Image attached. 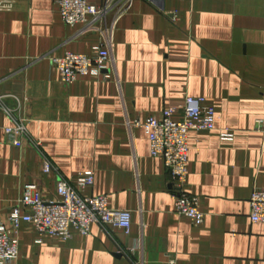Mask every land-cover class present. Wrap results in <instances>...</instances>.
I'll list each match as a JSON object with an SVG mask.
<instances>
[{"label": "crops", "instance_id": "1", "mask_svg": "<svg viewBox=\"0 0 264 264\" xmlns=\"http://www.w3.org/2000/svg\"><path fill=\"white\" fill-rule=\"evenodd\" d=\"M107 27L114 67L67 85L51 58L94 54L100 33L66 25L58 0L0 10V95L13 111L0 106V219L26 186L58 201L59 181L75 185L85 171L96 181L84 197L107 196L132 214L129 234L93 225L68 240L22 223L12 264H264V224L250 219L251 196L264 189V0H133ZM187 97L215 112V130L188 140L201 226L175 211L171 174L145 132L128 126ZM22 120L27 138L15 147L5 130Z\"/></svg>", "mask_w": 264, "mask_h": 264}, {"label": "built area", "instance_id": "2", "mask_svg": "<svg viewBox=\"0 0 264 264\" xmlns=\"http://www.w3.org/2000/svg\"><path fill=\"white\" fill-rule=\"evenodd\" d=\"M133 0H58L64 23L71 27L81 26L82 33H100L104 41L92 55L67 53L63 57H52L51 62L59 72L62 82L70 85L81 78L99 76L114 67L111 52L112 28L107 27L109 15L114 22L128 12ZM14 0H0V10H10ZM176 16H173L175 20ZM0 95V106L12 116L13 111L5 105ZM204 99L187 97L181 108H170L158 117L146 121L137 120L128 124L130 129H141L150 143V153L164 162L172 177L170 194L175 211L186 216L195 226H201L205 214L200 199L188 192V140L192 131L212 132L215 130V112L203 109ZM264 125V121L260 122ZM7 138L15 147H22L27 138L24 121L5 130ZM224 139L233 135L223 134ZM35 147L42 148L40 142ZM54 166L44 160V173L52 172ZM71 181L62 179L58 183V201L43 200L36 186L28 185L17 205L0 219V264H12L19 254V228L22 223L32 225L41 237L52 236L68 240L72 230L89 236L93 225L113 228L129 234L132 214L129 211L113 210L107 196L84 197L82 194L95 185L94 171L81 172ZM250 219L254 224H264V189H255L250 200ZM139 264V263H137Z\"/></svg>", "mask_w": 264, "mask_h": 264}]
</instances>
